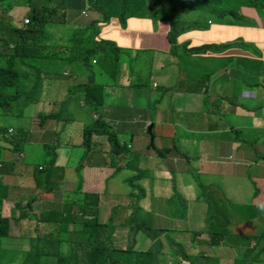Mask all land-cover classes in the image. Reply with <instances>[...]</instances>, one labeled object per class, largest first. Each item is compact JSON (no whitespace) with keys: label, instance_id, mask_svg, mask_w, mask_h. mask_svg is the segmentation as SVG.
Instances as JSON below:
<instances>
[{"label":"trees","instance_id":"1","mask_svg":"<svg viewBox=\"0 0 264 264\" xmlns=\"http://www.w3.org/2000/svg\"><path fill=\"white\" fill-rule=\"evenodd\" d=\"M3 1L1 0L0 3ZM11 2L14 3V0ZM196 3L204 7L215 3L225 4L227 8L220 10L222 18L225 14H229L231 17L242 19V13L238 12L239 8L264 9V0H245L244 7L240 4L235 6L230 0H49L47 5L25 6L28 11L23 16L28 19V23H23L21 28L7 23L9 20L2 18L0 12V33L8 32L6 43L7 45L12 44L9 53L4 51L0 53V109L2 115L24 116L23 111L36 101L41 87H44L47 96H49L48 92L51 87L52 93L55 88L59 87H63L65 93L69 95L80 93L78 99L71 97L65 101L48 102L46 98V112L36 111L34 113L39 119L40 127L53 124L57 128L54 132V142L40 144L38 147L45 151L46 163L41 166V170L37 167L36 171L37 174H43L47 180L46 192L49 197H53V175L55 174L59 180L65 176L64 167H54L58 160L57 150L59 149L63 150L68 146L74 148L73 158H78V160L71 172L76 175L78 186L82 181L80 171L85 167L99 168L98 160H103L102 167L107 164V159L109 160V164L113 166L111 176L115 178L118 173L128 170L127 163L133 158L123 161L127 151L122 144L123 139H119V136L124 133L123 129L130 128L132 123L139 118L129 113L117 114L118 110L110 103L111 90L109 96H106L107 90L111 87L104 88L105 84L100 82L103 80L107 83L106 86L109 82L114 83V70L118 65V54L114 56L117 53L116 45L112 41L99 38L102 28L107 25L110 18H118L120 24H123L129 17H146V15L163 17L162 21L166 20L170 26L167 36L170 52L174 55L178 49L175 48V37L181 33V30L191 28V24H197L196 22L179 21L177 16L200 9L193 6ZM5 4L2 6L5 7ZM53 5L55 6L52 7ZM131 5L137 15L128 10ZM67 10H74L81 14L83 11L93 13L97 15V19H92L87 24L79 26L72 21L65 20ZM114 11L118 13V16L114 15ZM10 35H13L14 41L10 39ZM158 59L161 57L159 56ZM160 63L162 60H158L152 66L156 73L164 72L165 66ZM176 64L178 65V62ZM179 67H181L180 63ZM180 71L184 72L182 68H179L171 73L176 76L173 80L177 86L181 85L177 82L183 78L184 74ZM178 72L180 74H177ZM193 80L189 78L190 85ZM167 83L164 90H161L162 85L155 88L160 93H157L154 102L159 103L167 95L166 93L169 92ZM133 86L138 87V85ZM203 102L205 109L201 111L208 115L212 110L207 111L210 106L208 102ZM72 103L73 107H70V111L74 112L75 117L70 115L69 111L65 112V108ZM85 106H91L93 110L90 118L83 121L80 120L81 113L78 114V112ZM112 109H114V115L108 113ZM183 122H187V119L183 118ZM219 123V120L215 122L217 125H220ZM153 126L154 123H152ZM73 127L77 130L76 139L68 135ZM9 129V127L0 128V141L5 144L0 148V180L6 181L12 179L8 177L14 172L10 169L17 168L18 161L14 159V156L21 154L20 146L16 142L22 141L24 137L20 139L23 130H18L17 136L14 137L12 136L14 132H8ZM26 133L29 134V131ZM101 138L105 140L103 145ZM71 139L76 140V146L70 145ZM150 145L154 146L152 139ZM10 155H12L11 158H9ZM70 155H72L71 150L66 159ZM22 159H25V156ZM19 166L23 168L21 164ZM30 166L32 163H28V168ZM1 176H6V178ZM138 177V175L126 177L123 183L129 186ZM200 179L205 184L203 175L196 177L199 183ZM206 186L208 185H203L202 188L206 190ZM58 188L62 190L63 184L60 183ZM6 189L7 186H5ZM5 196L3 194V198ZM2 200L0 196V245L6 247L5 240L8 237L10 225L9 219L1 215ZM62 200L60 197L56 204H49L55 210L53 217L59 216L56 233L60 235L67 227L72 230L69 233L75 241L68 247L70 256H58L57 264H180L182 261L189 264H220L219 261H231L228 264H264V231H257V235L244 236V234L222 233L218 227L210 228L208 225L215 215L209 205L205 227L193 233L192 238L184 237L177 243L167 230L152 229L144 220L133 223L135 213L139 210L138 199L131 203L132 212L127 217L129 227L114 225L111 235L109 224L113 221L112 210L108 222L98 224L95 221L96 209H89L92 204L78 205L74 201L63 202ZM251 210L256 213L255 207L252 206L244 215L250 217ZM221 222L223 225L227 221ZM119 231L125 233L117 236L116 233ZM52 233H55V229L54 232H50ZM203 234H207V238H202ZM160 235L163 243L160 241ZM142 236L145 238L142 242L149 243L144 249L137 250L136 244ZM127 237L129 245L126 243ZM36 240L37 238L33 239V247L18 261L13 257L9 260V253L4 252L0 264L17 262L18 264H48L44 259V256H48L45 251L46 247L39 246L35 243ZM222 244L226 249L222 248ZM2 253L3 250H0V257ZM233 253L237 255L232 262L230 254Z\"/></svg>","mask_w":264,"mask_h":264},{"label":"rangeland","instance_id":"2","mask_svg":"<svg viewBox=\"0 0 264 264\" xmlns=\"http://www.w3.org/2000/svg\"><path fill=\"white\" fill-rule=\"evenodd\" d=\"M56 1V0H54ZM232 4L235 6H243V3H245V0H230ZM16 4L23 3L24 6H29L28 0H14ZM242 4V5H241ZM53 5L52 7H54ZM193 6L196 8H200L198 10H194L191 12H186L182 14H178L177 20L184 21V22H200L204 24L207 20L211 19L214 21L215 24L221 22V19L226 22V20H231L232 17L229 14H225L222 18L220 16V10L226 9L227 7L225 4L218 5L217 3L209 5V7H204L203 5L199 4H193ZM51 7V8H52ZM128 10L134 14L137 15L135 12L133 6L131 5ZM243 8H239L238 12L243 13L242 14V22L249 23V24H262L264 23V9L258 8L257 10L253 9L250 12H248L247 15L245 14V10L242 11ZM2 8H0V12H2ZM13 11H15V7H12V9L9 10V15L12 17L11 21L7 22L13 26H18L17 28H21V24H18L19 22L16 19L13 18ZM16 11L20 15H24V10L22 8H17ZM89 14V13H88ZM114 15L118 16V13L114 11ZM164 16V14H163ZM93 18L97 19V15L93 14ZM130 18V17H129ZM126 20L123 24H120L118 18H110L117 20H112L110 24H108V27H104L102 31L100 32V37H107L109 41H112L113 44L116 45L117 53L114 54L116 56L118 54V66L114 70V75L117 74L116 82L114 83L109 82L108 86H106L107 83H105L103 80H100L101 83H104L105 87H111L109 90H107V97L109 96V91L116 89L119 94H121L124 97L129 98L130 100H139L138 107L140 109H145L147 106L152 107L156 111L158 109L163 110V112H167L166 107L171 108V105L174 106L176 109L175 104V98H172L171 101L168 98H165L164 100L158 102H154L155 97L157 96V93H160L159 90H155L152 88L153 82H157L158 85H162L161 90H164L166 87V82L170 83L171 85H174V80L176 76L174 74H171V72L166 73L165 71H162V74L160 76L156 75L155 69H153V65L155 64V59L159 56L155 53L153 50L149 49H135L130 46H124L118 47V44L116 40H114L115 36L111 35H117L118 32H116V28H119L122 32H129L132 34L128 39L132 40V38H138L142 36V32H147L146 37L148 34H150V37L155 38L157 33L151 32L148 30V25L145 24L143 21L145 18L142 17H134L130 19H136L138 22H133L131 24L128 23L130 20ZM23 19V18H22ZM90 17L88 19H83V23L85 24L87 21H89ZM163 17L159 16H149L148 20L152 22V25L159 21L162 23ZM14 20V21H13ZM162 21V22H161ZM166 21V20H165ZM102 22V21H101ZM109 22V21H108ZM233 22V20L231 21ZM139 23V24H136ZM89 25V24H88ZM191 28H195L196 24H191ZM199 26V25H198ZM251 26V25H250ZM207 25H202V28H205ZM160 29V25H159ZM8 32L4 31L1 32L0 35L2 37L0 39H3L4 41H1L0 44L2 45L0 47V53H9L10 49L12 48L11 45H7L6 39ZM135 33V34H134ZM154 34V36H153ZM10 39L14 41L15 38H13V35H10ZM125 38L122 39L123 43ZM133 41V40H132ZM150 38H146V42L149 43ZM176 45L179 48V45L176 40ZM4 51V52H3ZM145 53V54H144ZM153 54V61H150L146 56H150ZM146 55V56H145ZM155 56V58H154ZM195 65V64H194ZM200 64H198L199 66ZM3 66V65H1ZM212 64L204 65L203 67L196 69L192 68L190 69L191 73H203L207 71V68L211 67ZM182 72V71H180ZM178 72L177 74H180ZM195 77H197L195 75ZM181 81H184V78L180 79ZM171 81V82H169ZM200 84H204L202 81L199 82ZM142 84V85H141ZM133 85H138V87H134ZM144 86L145 90H148L151 94V97L148 98L147 95H144L141 93V96H138L136 94V97L134 95L133 89L138 90L140 87ZM212 86V85H211ZM49 96H47L44 92V87H41L39 96L36 98V101L34 103H31L29 106L26 107V109L23 111L22 117H14V116H8V115H2V110L0 109V128L6 129L7 127L11 128L12 131H14L13 135L14 137L17 136L18 130H23L21 133L20 139L23 137L22 141H18L16 143L20 146V152L21 154L24 153L25 159H21L19 155L16 156V160L18 161V165H22L23 168H28V163H31L33 160L37 166H43L46 163L45 160V151L41 148H38L40 146L39 139L35 138L34 132L38 133L40 131V122L39 119L34 115L36 111H42L46 112L47 105L46 98L48 102H56V101H65L70 99L71 97H74L78 99L80 93H77L75 95H69L65 93V89L63 87L55 88L54 92L52 93V87L49 90ZM50 93H52L50 95ZM167 95H170L169 92L166 93ZM175 97V96H174ZM178 98V97H176ZM116 101L119 103L118 106H114L115 104L111 103V106H114L115 109L118 110L117 114H120L123 112L125 113V110L129 107H125L122 102V98L118 99L115 97ZM70 107H73V103L71 105H68L65 108V112L69 111L70 115H74V112L70 111ZM180 108V106H179ZM49 109V107H48ZM93 108L91 106H85L83 109H81L79 113H81V119L85 121L86 119L90 118V115L92 113ZM58 111V109H57ZM158 112V111H157ZM109 114L114 115V109L108 112ZM158 116V115H157ZM60 126V125H59ZM31 129L30 135L26 133ZM139 128L138 119L135 120L132 123V126L128 129H123L124 133L119 136V139L122 140L123 146L126 147L127 154L124 157L123 161H128L132 157V160L127 163V168L123 173H118L115 178H113L112 171L113 166L109 164V160L107 159V164L105 166H101V168L97 169H84L80 171V175L82 177V181L80 186H78L79 182L74 175L73 168L76 166L78 158L74 157V148H70L69 146L66 147L63 150H57L58 160L56 162V166H62L64 167V173L65 176L58 180L57 183L54 184V190L59 191L61 193V198L63 199V202L66 201H74L78 205H85V204H92L89 209L95 208L96 209V223L98 224H105L108 222L111 210L114 213L113 215V221L111 225V228H109L110 235L113 233V227L114 225H121L124 227H129L130 223H127V217L129 214H126L125 212H121L122 208H124L125 211L132 212L131 209V203L138 199V206L140 210H151V220L148 222L149 225H151L152 229H158V230H167L172 238L178 243V240L182 238H192V234L201 231L205 225H206V212H207V206L209 205L212 209V213L215 215L212 217L209 223V227H218V230L222 233H230V234H244L246 235H257V231L262 232L264 231V201H263V194L264 193V187H263V177L261 175V170L258 166L249 163V165L240 166L236 173L243 179H245L249 185V188L253 190L254 193H256V196L254 198H251L248 194H244V189H246L245 186H240L238 188V192L242 193L241 198L237 201H233L229 193L231 194V188L229 182H225L224 184L222 182L212 181L211 186L204 190L202 189V186L205 185L204 181L200 179V183L196 180L194 185H196L197 191H194L188 187L185 190V183L184 181H181L179 183L174 182L172 183V187L170 188L171 193V199L164 198L162 199L165 203V206L162 207L161 205V195L156 193L157 189V181H156V174L152 173V170L157 168L159 166V163L161 162V158L159 155V152L157 151V147H159L156 144V141L163 137L165 138L164 141H168V138L173 136V129L170 126H164L163 129L156 128L154 129L155 133V148L149 144L150 138L146 131H143V137L147 139V150H137V145L139 144V140L135 137L136 132ZM18 129V130H17ZM134 130V131H130ZM76 129L73 127L72 131L69 136L76 139ZM24 133V135H23ZM33 134V135H32ZM194 134V133H193ZM252 138L254 142H257L258 146H253L252 148H249L251 151H253L255 154H261L264 156V131L263 130H253ZM243 140H248V137L246 135H242ZM194 137V136H192ZM19 138V137H18ZM17 138V139H18ZM71 139L70 145L76 146V140ZM229 139H234V135H231ZM1 140V138H0ZM206 140L204 141V145L211 147L209 150L210 155L212 156L213 152V144H216V152L217 154H223L224 152H231V154L235 157L237 156L241 150H238L236 154L234 153L235 150L239 149L243 146V148L247 145H239V144H233L230 149L227 150V145L232 144V142L223 143L219 140L218 142H214L215 137L213 135H209ZM203 141V140H202ZM197 142V139H196ZM4 142L0 141V148L4 146ZM130 145L132 148L130 149ZM168 146H171V142L168 144ZM238 146V147H237ZM11 146H9L10 148ZM194 147L191 145H185V150L189 153V155L194 156L195 152L192 149ZM242 148V149H243ZM71 150L72 155H70V160L67 161L66 157L69 155V151ZM79 151V150H76ZM32 153V154H31ZM161 154L163 156V161L166 160V158L170 155V153H165L163 149H161ZM216 153H214L212 161H210V166L207 169L212 168L216 172L221 173V176L225 177L226 180L228 178L232 177L235 169L234 165L225 166L223 163L224 161L220 158L216 159L217 156ZM177 156L180 157L179 153H176ZM1 156V154H0ZM205 157L204 160L207 161L210 158ZM15 159V156H14ZM1 160V157H0ZM38 160H40L38 162ZM168 160V159H167ZM203 159H201L200 163L202 164L204 162ZM264 161V160H262ZM186 162H189V160H186ZM102 163V162H100ZM198 160H193L189 164H185L186 170H191L199 167ZM18 167V166H17ZM33 168V167H32ZM184 169V167H182ZM17 169V168H16ZM15 169V170H16ZM34 169V168H33ZM139 176L138 178H135L134 181L128 186V184H124L123 181L126 180V177H135ZM15 175L9 183V185H14V183L18 182V184H22L21 190L23 194L19 195L16 198V201L18 203H22L24 199L26 198H32L37 197L40 190L36 191L32 187V181L26 177L25 175ZM23 178V179H22ZM174 178H180L183 179L181 175L175 174ZM22 179V180H21ZM186 180L190 181L189 178ZM46 186V181L42 179ZM191 182V181H190ZM60 183L63 184L62 190H59ZM170 183H167L169 185ZM91 185L93 187L91 188ZM78 188V189H77ZM77 189V190H76ZM14 190V188H13ZM165 188L163 189V192H165ZM47 194V193H46ZM124 196H120L119 195ZM199 195V201L202 202H191L190 195ZM35 195V196H33ZM49 196V195H48ZM117 196V197H116ZM232 196V195H231ZM128 204L126 206H120V203H126ZM49 200L47 199L44 201L41 206L47 207L43 208V210L47 211L46 217H43L41 219V216H35V214H40L42 211L39 210L38 205L34 201H30L25 203V206L16 209L17 213H14V211L8 212L7 209L3 211V216L6 218L9 217L14 218L16 216H20V211L30 209L33 213H31V217L28 218L27 221H21L20 225H15L11 222L9 226V235L7 239L5 240V243L7 244L6 247L3 245H0V250H3V253L1 254L0 259L2 258V255H4V252L9 253V260H12V257L15 258L16 261L18 259H21V256H25L26 253L33 247L34 241H30L27 243V239L31 235H35L38 239L39 246L46 247L45 251L47 252L48 256H44V259L47 260L48 264H57V257L63 256L67 257L70 256L68 247L75 241L73 239L72 234L69 233L71 231L67 227L64 228V231L59 235L56 233V229H58V217H53V213L55 212L54 209H52L51 206H49ZM172 204V205H171ZM70 205V204H68ZM250 205H257L259 207H255V211H250V217H246L244 213L249 211ZM113 208V209H112ZM177 213L176 215H170L168 219L165 220V218L171 213ZM7 213V214H6ZM70 214V213H69ZM15 215V216H14ZM137 216V211L135 213L134 219ZM142 218V215L137 216V221L133 222L134 224L137 222H141L142 220H139ZM41 219V220H40ZM221 221H227L224 222L223 225H221ZM55 233L50 234V232ZM67 230V231H66ZM66 231V232H65ZM68 232V233H67ZM72 232V231H71ZM123 231H119L116 233L117 236L123 235ZM127 234V233H126ZM115 235V232H114ZM130 237V236H129ZM161 235L159 236V238ZM202 238H207V234H203L201 236ZM131 238V237H130ZM145 238L142 236L140 237V240H138V243L136 244L137 250L144 249L147 244L142 243ZM161 241V238H160ZM163 243V241H161ZM191 242V240H190ZM126 243L129 245V238L127 237ZM49 245V246H47ZM222 248H225V245L222 244ZM236 253L230 254L231 260L233 262L234 258L236 257ZM117 259V258H116ZM179 260V259H178ZM231 261L224 262L219 261L220 264H228ZM12 263V264H18ZM129 263V262H125ZM133 263V262H131ZM8 264V263H7ZM10 264V263H9ZM180 264H189L188 262H180Z\"/></svg>","mask_w":264,"mask_h":264},{"label":"crops","instance_id":"3","mask_svg":"<svg viewBox=\"0 0 264 264\" xmlns=\"http://www.w3.org/2000/svg\"><path fill=\"white\" fill-rule=\"evenodd\" d=\"M11 1L12 0H4L2 3H0V8L3 7V11L1 12L2 18H6L7 20L11 21L12 17L9 15V10L12 9V7H15V11H13V18L16 19L17 17V21L19 22L18 24H21L22 26V20L27 18H24V16L20 15L16 11V9L22 8L24 10V15L27 13L28 9L24 6L23 3L16 4L15 2L12 3ZM28 1L30 3L29 5L32 4L36 6L47 5L49 3V0ZM3 4H5V7L2 6ZM244 10V15H247L248 12L253 9L243 8L242 11ZM92 15V13H89V21L95 19L92 17ZM149 16L150 15L142 17L145 18L143 21L146 25H148L149 31L157 33L155 35V38H151L150 34H148L147 37L150 38L149 43L146 42L147 37L145 33L147 32H142L141 37L132 38L133 41L128 39L132 34L127 31L122 32L119 30V28H116V32H118L117 35H111L115 36L114 40H116L118 47H122L125 44L126 46L133 47L134 50H154L155 53L161 57V59H158V56L155 59V63H157L158 60H162V63L160 64L165 66V68L163 69L166 73H173L174 71H177V69L182 68V70L184 71L182 72L184 73L182 75L184 81L179 80V82H177V84L181 83L180 86L167 83V85L169 86L168 91L171 92V94L164 96V98L162 99L164 100L165 98H168L171 101L172 98H175L174 105L178 107V109H176L172 105L171 108L166 107L165 110H167V112H163V110L161 109H158L157 112L150 106H147L145 109H140L138 107L139 100L137 99L136 94L138 96H141V93H143L144 95H147L148 98L151 97L149 91L145 90L142 86L138 90L133 89L134 95L136 97L135 100H130L129 98L119 94L116 89H113L110 93V102L114 104L116 103L114 106H118L119 103L116 101L115 97H117L118 99L122 98L123 105L125 107H129L125 110V113L133 114L139 118V128L135 130L137 134L135 135V137L139 140V144L137 145L136 149L139 151L148 149V142L147 139L143 137V131L147 132L150 141L152 139L154 145V129H156L157 127L163 129L164 126H170L174 128L173 136L169 137L168 141H164L165 138L163 137L159 138L156 141V144L159 146L157 147V151L159 152L161 162L159 163V166L157 168L152 170V173L156 174V193L159 194V196L161 195L160 202L162 207L165 206V203L162 199H171L170 188L172 187V183H179L181 181H184L185 190L190 187V189L197 191L196 185H194V183L198 175H203V178L205 179V185H208L206 186L207 189L211 186L212 181L222 182L223 184L226 181L229 182L231 188V194L229 193V196L236 203L242 196V193L238 192V188L242 185L246 187L243 193L245 195L248 194L251 198H254L256 196V193H254L253 190L249 188L247 181L241 178L236 173V171L242 165L247 166L249 165V163L254 164L260 168L261 175L264 181V161H262L264 160V156H262L261 154H255L249 149L253 146H258L257 142L253 141L251 135L252 131H264V23H244L241 21L242 19H238L235 17H232V19L230 21L228 20V22H225L221 19L220 24L219 22L215 24L211 19L204 22V24L203 22L202 24L200 22H197V26L195 28L181 30V33H179L178 36L175 37L179 48L177 45L175 46V48L178 49L173 55L170 52V44L168 42L169 39L167 36L170 28L168 22L161 21L162 23H160L159 21H157L156 23H154V25H152V22L148 20ZM83 19L86 18H84L83 15L79 12H76L74 10H67L66 12L65 20L72 21L76 25H85L89 22L87 21L84 24L82 21ZM112 20L117 22V20L111 19L109 20L105 28L109 26L108 24H110ZM232 20L233 22H231ZM133 22H138V20L130 19L128 21L129 24ZM202 25H207L208 28H202ZM100 38L108 39L107 37ZM123 38H125V43H123L122 41ZM146 57L150 61H153V54ZM177 62L178 65L176 64ZM179 63L181 64V67H179ZM198 64L200 65L198 66ZM207 64H212V66L207 68V71L203 73L194 74L190 71V69L192 68L199 69ZM117 66L118 65H116V68ZM161 74L162 72L156 73V75L158 76H160ZM195 75L197 77H195ZM117 76L118 75L115 74V82ZM189 78L194 79L192 85H190L188 81ZM200 81H202L204 84H200ZM152 85V88L154 89L158 87V83L155 81ZM203 101L208 102L210 106L207 111L212 110L208 115L203 114L201 111L205 109ZM183 118H186L187 122H183ZM222 118L223 121H221ZM218 120L220 121V125L215 124V122ZM152 123H154L153 127ZM149 127L151 128L150 133L148 132ZM31 129L32 128H30L29 130V135L31 133ZM55 130L57 131V128L53 124H47V126L45 127H40V131H38V133L34 132L35 138H38L40 136L38 144L53 143L55 139ZM130 131L134 130L130 129ZM211 134L216 139L214 140V142H218L217 140L223 143H226L227 140H229V142H232V144L227 145V150L229 151L230 149L228 147L230 146L231 148V146L236 143L239 145L247 146H245L244 148L242 146L239 149L235 150V154L238 150L241 151L237 156L234 157L231 152L217 154L216 144L214 143V149L211 153L212 156H209V150L211 149V147L205 146L204 141H207L206 138ZM231 135H234V139H229ZM242 135H246L248 137V140H243ZM101 142L103 145L105 143V140L101 138ZM170 142L171 146H168ZM185 145H194V147L192 148L195 152L194 156L189 155V153L185 150ZM177 146H179V150H177ZM153 147L155 148V145ZM131 148L132 146L130 145V149ZM161 149H163L165 153H170L165 161H163ZM176 153H179L180 157L177 156ZM214 153L217 154L215 160L220 158L224 161L223 164L225 166L234 165V174L232 177L228 178V180H226L225 177L221 176V173L216 172L212 168L207 169L210 166V161H212ZM18 155L21 159L24 157V153ZM11 156L12 155H10L9 158H11ZM208 156L210 159L205 161L204 158ZM68 158L70 160V157ZM68 158L66 159L67 161ZM186 159H189V162H186ZM192 159L198 160V163L200 164L199 167L191 170H186L185 164H189L190 162H192ZM201 159L204 160L202 164L200 163ZM94 161L96 162L97 160ZM102 161L103 160H98V164L100 166L99 168H101L102 166L100 163ZM31 163L32 166H30V168H22L17 164V169H10L14 172L10 173L9 176H6L13 178L15 175H19L20 177H22L21 175H25L32 181V187L36 191L40 190V192L38 193L37 197L26 198L22 203H18L16 201V198L19 195L23 194L20 188L22 187V184H18V182H16L14 183V185L8 186V183L11 182V178L8 181L0 180V196L1 199H3L1 203L2 217H5L3 216V211H5V209H7L8 212L14 211V213H17L16 209H19L22 206L24 207L25 203L29 202L30 200L34 201L38 205L39 210L42 211L40 214L34 213V215L36 217L41 216L42 219L43 217H46L47 214V211L43 210V208L47 207H42L41 204L47 199L49 200L48 204H56L57 200L61 197V193L54 189L52 192L53 197H49V194H46V189L48 188L47 180L44 178L43 174H37L36 171L37 167L38 170H41L42 168L41 166H37V164L33 160L31 161ZM86 165L87 162L85 166ZM10 166L11 165H9V167ZM182 167H184V169ZM56 168H62V166H56ZM84 169H97V167H85ZM175 174L181 175L183 179L174 178ZM6 176L1 177L6 178ZM187 178H189L191 182L186 180ZM42 179L46 181V186ZM58 180V177L54 174L52 179L53 186L58 182ZM167 183L170 184L167 185ZM5 186H7L6 190ZM92 187L93 185H91V188ZM164 188L166 190L165 192H163ZM3 194L4 196L6 195L4 198ZM262 194L264 201V193ZM118 195L119 197L124 196V194ZM190 198L191 202L204 203V201H199V195H190ZM127 204L128 202L120 203V206H126ZM252 206L259 207L257 205H250V207ZM121 212L130 214V212L125 211L124 208H122ZM31 213L33 212L28 208L26 210L20 211V216H16L11 219L7 217V219H9V225L12 222L13 224L19 226V220L27 221L28 218L31 217ZM140 214L142 215V218L139 220H144L149 227H152L148 224V222H150L151 220V210L139 209L137 211V216ZM176 214L177 213L171 212L165 218V220L168 219L170 215ZM137 216L134 219V222L137 221ZM35 237L36 236L34 234L31 235L27 239V243L35 239ZM35 243H38V239Z\"/></svg>","mask_w":264,"mask_h":264},{"label":"clouds","instance_id":"4","mask_svg":"<svg viewBox=\"0 0 264 264\" xmlns=\"http://www.w3.org/2000/svg\"><path fill=\"white\" fill-rule=\"evenodd\" d=\"M82 14H83V17H84V18H86V19L89 17V14H88V12H85V11H83V13H82ZM92 14H93V13H92ZM24 20H25V19H24ZM24 20H23V23H24ZM27 20H28V19H27ZM166 22H167V21H166ZM24 24H27V23H24ZM168 24H169V23H168ZM169 30H170V28H169ZM9 130H11V131H12V129H11V128H10ZM9 130H8V132H10ZM15 159H17V158H16V156H15ZM202 189H203V188H202ZM57 262H58V258H57Z\"/></svg>","mask_w":264,"mask_h":264},{"label":"built area","instance_id":"5","mask_svg":"<svg viewBox=\"0 0 264 264\" xmlns=\"http://www.w3.org/2000/svg\"><path fill=\"white\" fill-rule=\"evenodd\" d=\"M24 23H28V20H27V19H25V20H24ZM9 131L11 132V130H9Z\"/></svg>","mask_w":264,"mask_h":264},{"label":"water","instance_id":"6","mask_svg":"<svg viewBox=\"0 0 264 264\" xmlns=\"http://www.w3.org/2000/svg\"><path fill=\"white\" fill-rule=\"evenodd\" d=\"M151 128L149 127L148 132L150 133Z\"/></svg>","mask_w":264,"mask_h":264}]
</instances>
